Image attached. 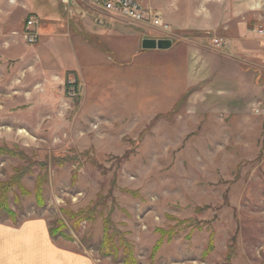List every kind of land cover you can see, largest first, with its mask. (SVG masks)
<instances>
[{"label":"rangeland","instance_id":"obj_1","mask_svg":"<svg viewBox=\"0 0 264 264\" xmlns=\"http://www.w3.org/2000/svg\"><path fill=\"white\" fill-rule=\"evenodd\" d=\"M137 1L167 28L98 15L87 3L68 11L57 0H0L6 206L18 224L67 233L71 240L51 238L96 264H122V248L117 260L101 255L105 219L137 264H225L230 250L227 264H264L263 125L254 112L203 114L200 86L183 93L177 62L191 47L197 61L238 59L233 37L240 29L264 35L252 31L264 33V18L252 20L242 0ZM29 16L38 20L32 44L23 38ZM144 38L171 40L177 61H137Z\"/></svg>","mask_w":264,"mask_h":264},{"label":"crops","instance_id":"obj_2","mask_svg":"<svg viewBox=\"0 0 264 264\" xmlns=\"http://www.w3.org/2000/svg\"><path fill=\"white\" fill-rule=\"evenodd\" d=\"M242 1L248 2L249 11L254 13L248 14L252 20L257 16L264 18V0ZM225 28L230 29L229 25ZM250 30L244 32L240 29L238 36L233 37V48L238 51V59L223 54L217 57L205 54L198 62L194 57L196 49L192 47L186 59L181 61L175 59L172 51L174 47L164 50L143 49V52L136 55L133 52V55L140 56L137 61H159L163 64L165 61L179 62L186 72L183 93L200 86L199 103L203 114L238 116L254 112V118L261 121L264 132V35L252 34ZM151 54H157V57L150 58ZM261 146L264 148V133ZM0 264L96 263L86 255L66 250L57 244L42 222L25 221L18 224L7 219L0 220Z\"/></svg>","mask_w":264,"mask_h":264},{"label":"built area","instance_id":"obj_3","mask_svg":"<svg viewBox=\"0 0 264 264\" xmlns=\"http://www.w3.org/2000/svg\"><path fill=\"white\" fill-rule=\"evenodd\" d=\"M59 2L68 11H71L74 7H78L82 3H87L96 10V13L98 11V15L104 12L105 14L122 19L167 28V24L163 23L158 12L144 8L137 0H59ZM76 10L78 12V9ZM97 21L102 22V19ZM37 23L38 20L33 16L28 17L25 21L23 38L28 44L35 43L37 40L38 34L34 29ZM252 31L264 34L261 29H253ZM213 46L220 50L226 49L227 41L223 37H214ZM67 82L69 89L71 88L74 92L76 84L69 80Z\"/></svg>","mask_w":264,"mask_h":264},{"label":"trees","instance_id":"obj_4","mask_svg":"<svg viewBox=\"0 0 264 264\" xmlns=\"http://www.w3.org/2000/svg\"><path fill=\"white\" fill-rule=\"evenodd\" d=\"M1 151L11 154V151H9L7 149H1ZM8 187H10V186L7 183H3V184L0 183V209L4 210L6 213V217L14 222L15 213L13 211H11L8 206H6V196L5 195H6V192L8 190ZM35 196H36L37 203H43L42 202V196H41V190H40L39 186L36 187ZM85 212H86V214H84L82 217L84 219H92L93 208H91V210H88ZM76 216H78V214ZM113 226H114V224L112 223L111 220H109V219L104 220L102 239L100 242V244H101V248H100L101 255L111 256L112 258H114V260H117L119 258V257H117L119 249L122 248L121 249L122 250L121 251V253H122L121 263L122 264H137V261L132 254L131 247L126 243V241L123 239L122 235L117 230H115L113 228ZM51 228L52 227L50 226V228H49L50 236L53 237L59 232L60 236H62L63 238L68 239V240L72 239L70 237V235H68L67 233H65L63 231L56 232L55 229H51ZM160 232H161V237L155 243V246L153 247L152 252H151V256H153L155 254V252L157 251V249L161 245L163 232L162 231H160ZM115 238H116V240H114ZM211 239H212V237L210 238L209 245L206 249V252H208L212 247ZM232 255H234V251L230 250V253L227 255L226 260L228 261L229 257H231ZM227 261L225 264L228 263ZM150 264H154V263L152 262Z\"/></svg>","mask_w":264,"mask_h":264},{"label":"water","instance_id":"obj_5","mask_svg":"<svg viewBox=\"0 0 264 264\" xmlns=\"http://www.w3.org/2000/svg\"><path fill=\"white\" fill-rule=\"evenodd\" d=\"M172 42L169 39H151L144 38L141 40V48L144 50L149 49H168L171 46Z\"/></svg>","mask_w":264,"mask_h":264}]
</instances>
